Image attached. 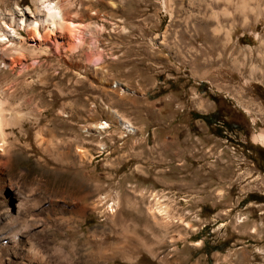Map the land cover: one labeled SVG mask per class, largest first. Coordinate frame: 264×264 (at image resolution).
I'll return each mask as SVG.
<instances>
[{"label":"rangeland","instance_id":"374dc122","mask_svg":"<svg viewBox=\"0 0 264 264\" xmlns=\"http://www.w3.org/2000/svg\"><path fill=\"white\" fill-rule=\"evenodd\" d=\"M52 1L75 50L12 23L40 0H0L21 38L0 49L27 52L13 68L0 53L19 115L2 173L34 204L7 200L27 223L0 233V264H264V0Z\"/></svg>","mask_w":264,"mask_h":264},{"label":"bare ground","instance_id":"6f19581e","mask_svg":"<svg viewBox=\"0 0 264 264\" xmlns=\"http://www.w3.org/2000/svg\"><path fill=\"white\" fill-rule=\"evenodd\" d=\"M42 3V9L44 10L43 16H36L33 17L31 15V12H33L29 7H27L24 12L29 15L30 17H27L26 14H22L21 17L18 18H13V24L18 26V28H27L29 31V37L30 40L36 41V40H43V39H51V34L55 33V37L58 38V33H61L63 35V32H66V35L60 36L65 40L67 45L70 47V49L75 50L78 45H81V43L78 44V42H75L74 40L71 39V36L73 37L74 31L79 28V26L69 20L65 19L64 16V10L62 7V4L59 1L53 2L52 0H40ZM1 12V11H0ZM1 31H0V44H7V45H12L13 42L11 40H19L21 39L15 28L11 26V24H7L6 22L0 23ZM8 28V29H6ZM40 28H43L45 31L43 33H40L39 30ZM80 29V28H79ZM76 34V33H75ZM76 36V35H75ZM55 41V40H54ZM64 42V41H63ZM58 44V43H57ZM6 45V46H7ZM24 47H17L16 49L11 50L10 52L7 49H0V53L3 55L5 58L6 56L9 57L10 59V64L9 67L13 68L17 65H21L23 58L27 55L25 52ZM32 55L36 56L37 53L35 50H32ZM88 59L90 61L93 60L92 56L89 55ZM4 60V59H3ZM5 62V61H2ZM37 63V62H36ZM64 104V103H63ZM17 111V110H16ZM15 110L8 109L6 107V104L4 101L0 100V156L6 151L7 149V131L6 128L8 126H13L16 125L18 122L19 115ZM119 119L122 124L132 127V125L124 120L122 117L119 116ZM254 139L256 141H260L264 143V132L255 134ZM5 166V161L3 162L2 158L0 157V233L5 234L7 233L8 239L4 241V243H12L11 236L15 230H17L19 226V222L21 221L23 224H21V228L24 229L25 224L27 223L25 218H23L24 221L21 219V214L15 213V214H10L8 213V207H7V200L11 203L13 199H16L17 202V209L18 211L21 210L23 212H26L32 219V213H33V208L34 204L31 199H25L22 198L18 192H16L13 188H8L9 186H6L7 182V177L3 175V167ZM3 185V186H2ZM5 189H10L8 195L5 194ZM83 199V198H81ZM8 202V203H9ZM69 202H66L65 206H68ZM70 206V205H69ZM80 206L78 204H72V208L78 209ZM32 208V209H30ZM6 213V216L2 217V214ZM5 221V222H4ZM25 223V224H24ZM31 225V224H29ZM28 225V226H29ZM42 224H39L35 226L36 228H39L38 226H41ZM26 229V228H25ZM19 231H22V229H19ZM27 233V231H25ZM27 236H24V231L21 233L20 238L21 243H22V256L25 258H30L32 252L35 250L34 247V241H33V235L32 233L30 234V231ZM29 235V236H28ZM1 236V235H0ZM19 238V239H20ZM24 238V239H23ZM3 243V244H4ZM28 245H27V244ZM18 247V246H17ZM8 248L5 249L4 251H12L14 253H19L17 250L18 248ZM6 251V252H7ZM5 252V253H6ZM35 255V254H34ZM36 256V255H35ZM3 256L0 254V263L3 262ZM4 264V263H3Z\"/></svg>","mask_w":264,"mask_h":264},{"label":"trees","instance_id":"16d2710c","mask_svg":"<svg viewBox=\"0 0 264 264\" xmlns=\"http://www.w3.org/2000/svg\"><path fill=\"white\" fill-rule=\"evenodd\" d=\"M193 117L203 119L209 126H212L213 124H216L219 121H221V118H218L217 111H214V112H211L208 114L193 113ZM222 124L226 130H229V131L235 130V128L230 127V125H229V123H227V121H222ZM215 248L218 249V247H215Z\"/></svg>","mask_w":264,"mask_h":264}]
</instances>
